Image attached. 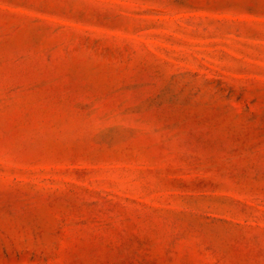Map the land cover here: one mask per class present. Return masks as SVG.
Here are the masks:
<instances>
[{
	"label": "rangeland",
	"instance_id": "rangeland-1",
	"mask_svg": "<svg viewBox=\"0 0 264 264\" xmlns=\"http://www.w3.org/2000/svg\"><path fill=\"white\" fill-rule=\"evenodd\" d=\"M0 264H264V0H0Z\"/></svg>",
	"mask_w": 264,
	"mask_h": 264
}]
</instances>
